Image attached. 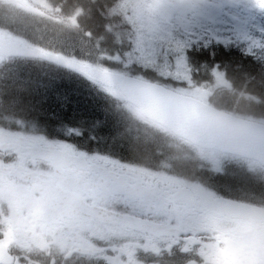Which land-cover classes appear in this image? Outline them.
I'll return each mask as SVG.
<instances>
[{"label":"flooded vegetation","instance_id":"af4514ba","mask_svg":"<svg viewBox=\"0 0 264 264\" xmlns=\"http://www.w3.org/2000/svg\"><path fill=\"white\" fill-rule=\"evenodd\" d=\"M9 13L0 8V19ZM11 28L0 32L13 41ZM2 44L0 118L62 113L59 103L32 107L30 94V109L10 104L18 55ZM155 128L136 130L150 141L134 143L123 128L114 141L108 125L57 124L37 141L0 124V264H264V211L231 217L215 203L264 209V176L225 178L227 188L226 171L199 157L208 150Z\"/></svg>","mask_w":264,"mask_h":264},{"label":"rangeland","instance_id":"374dc122","mask_svg":"<svg viewBox=\"0 0 264 264\" xmlns=\"http://www.w3.org/2000/svg\"><path fill=\"white\" fill-rule=\"evenodd\" d=\"M0 1L6 2V6L10 4L7 0ZM11 2L12 11L4 17L8 18L17 34H13L12 41L3 38L0 32V41L3 43L1 49L6 50V56L19 55L17 61L22 69L17 67L14 73H10L14 78L9 86L11 92H15L11 94L14 102L10 104L24 105L30 109L28 101L24 99L25 95L30 94L31 106L37 103L38 109L44 112L47 107L42 106V103L66 105L61 107L64 110L60 114L48 111L37 113V117L54 120L58 116L93 125L98 121L100 125L110 127L111 140L122 139L120 128H123L131 142H148L149 139H142L131 131V107L115 112L106 110L108 103L122 101L117 92L121 75L104 69L98 63L96 56L101 49L97 42L86 40L73 32L75 16L62 19L43 0ZM0 7L4 8V5L0 4ZM115 9V12L129 13V18L135 24L137 63L153 67L163 76H171L186 83L188 77L183 57L175 62L174 58L164 59V55H156L154 50L161 40L174 39L176 29L182 34H191L202 29L207 33L208 28H215L237 35L245 46L256 45L258 38L264 35V0H119ZM21 34L28 35L30 41ZM192 37L197 38L196 35ZM175 41L177 48L187 47L180 40ZM6 44L15 49V54L6 48ZM25 52L30 55L27 56ZM172 63L173 68L167 71V65ZM178 89L183 94L198 95L194 90ZM68 109L73 115L67 114ZM134 113L136 121L142 124L140 116ZM133 124L136 123L133 121ZM159 134L168 140L164 133ZM198 155L212 169L219 170L222 167V171L233 170L230 173L236 178L240 177L239 171L254 177L264 176V169L251 161H238L233 156L211 151H199Z\"/></svg>","mask_w":264,"mask_h":264},{"label":"trees","instance_id":"16d2710c","mask_svg":"<svg viewBox=\"0 0 264 264\" xmlns=\"http://www.w3.org/2000/svg\"><path fill=\"white\" fill-rule=\"evenodd\" d=\"M44 1L62 19L75 16L73 32L99 44L101 52L96 59L104 69L172 88L194 90L198 92L196 96L200 100L217 109L264 121V36L258 38L256 45L245 46L237 35L215 28H208L207 33L202 29L191 34H182L176 29L174 39L161 40L154 50L156 55H164V59L174 58L175 62L183 57L188 77L186 83L171 76H163L153 67L137 63L139 57L135 50L136 27L129 18V13L115 12V5L119 0ZM195 35L197 38L192 37ZM175 40H180L187 47L177 48ZM173 66L174 63L168 64L167 71ZM16 108L25 109L24 105H17ZM122 109L124 108L120 103L113 101L108 103L106 110L115 112ZM57 118L60 119L58 116L55 120L37 117L36 114L31 116L39 126L61 124ZM16 119L24 123L23 116L16 115ZM98 125L99 122L96 121L95 126ZM224 186L233 187V190L235 188L227 180ZM249 190L247 186L246 191Z\"/></svg>","mask_w":264,"mask_h":264},{"label":"water","instance_id":"95a60500","mask_svg":"<svg viewBox=\"0 0 264 264\" xmlns=\"http://www.w3.org/2000/svg\"><path fill=\"white\" fill-rule=\"evenodd\" d=\"M118 90L145 118L177 137L200 148L257 161L264 167V124L230 115L193 97L134 77H122ZM215 203L231 217L251 218L261 212L228 200Z\"/></svg>","mask_w":264,"mask_h":264}]
</instances>
